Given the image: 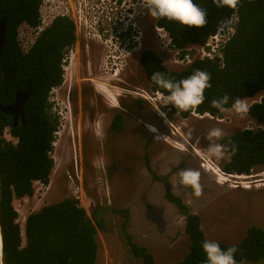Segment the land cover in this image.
Returning <instances> with one entry per match:
<instances>
[{
	"label": "trees",
	"instance_id": "obj_1",
	"mask_svg": "<svg viewBox=\"0 0 264 264\" xmlns=\"http://www.w3.org/2000/svg\"><path fill=\"white\" fill-rule=\"evenodd\" d=\"M42 0H0V18L6 19L5 45L0 56V101L14 102L18 92H29L25 124L0 111V231L3 264H95L98 230L104 228L96 210L92 218L78 199L68 197L27 216L24 237L18 223L15 199L34 195L35 183L47 186L54 169L52 152L59 121L52 114L50 93L64 81L63 61L76 42L72 20L58 17L25 52L19 41L23 24H40ZM156 26L171 39L179 59L192 46H204L221 22L237 16L235 33L221 57L195 59L180 71L169 69L151 50L139 62L154 91L175 101L170 113L188 119L195 112L222 118L245 99L264 95V0H157L153 7ZM248 114L262 128L244 129L220 138L229 156L222 166L228 174L251 175L264 168V97L248 107ZM8 130L13 142L4 137ZM166 198L185 217L190 246L184 258L164 264H259L264 262V228L251 226L237 244L207 240L201 218L191 211L164 180ZM123 216L124 244L142 264L157 263L153 254L135 243L127 231L129 210L110 209ZM24 240V242H23Z\"/></svg>",
	"mask_w": 264,
	"mask_h": 264
},
{
	"label": "rangeland",
	"instance_id": "obj_2",
	"mask_svg": "<svg viewBox=\"0 0 264 264\" xmlns=\"http://www.w3.org/2000/svg\"><path fill=\"white\" fill-rule=\"evenodd\" d=\"M137 1L139 0L134 1L136 3L135 14L133 17H126L123 24V27L127 29L132 28L134 23L138 27H133L137 28V32H139L138 43L134 47L131 45L128 48L122 44L113 34L116 29L115 25L111 24V20H114L118 14L121 13L123 17L133 13L129 9L131 8L130 3H125L123 9L119 8L120 13L113 12L114 10L110 11L108 21L100 25L102 33L99 37L89 34L82 27L76 28V42L65 60L64 81L61 86L52 89L50 93L51 111L59 121L52 152L54 169L50 176V182L47 186L36 183L32 197L13 201V206L18 212V223L24 240L27 216L39 211L44 206L60 202L65 198H77L86 209L89 218H92V213L96 210H103L101 217L105 226L102 230H98L96 237L99 251L95 264H142L140 259L131 256L129 249L124 244L120 228L124 220L123 216L111 212L110 209L127 208L129 210L127 226L129 235L135 243L146 246L157 263L164 264L182 260L190 246L189 237L185 232V217L175 206L165 200L162 184H158L145 170L143 161L145 146L140 143L137 146L138 142L131 131L123 136H117L115 141V144L121 149L126 148L125 144L131 146L141 158V161L133 162L140 174V179L135 184L138 186V191L133 194L135 185L129 181L131 178L127 176L129 178L127 180L125 175L118 172L117 161L108 160L107 168L102 169L105 161L104 157L100 156V147L93 150L92 139H90L92 146L88 145L85 148L84 144L81 147V139L76 135V128L81 126L78 124L80 115L88 111L90 106H94V99L100 105V98H97L93 93L88 96V102H85L82 93L79 94L81 91L77 90L79 96L76 101V115H74L75 105L72 100L67 98L68 87L73 89L74 84L78 83L79 86L84 85L89 89L90 79H96V84L100 88L102 87L100 82L103 81L101 78H105L103 83L107 86L106 90L110 91L108 97L109 95L113 97L119 93L123 94L131 87L138 93L145 94L146 92L148 95H154L155 92L147 81L139 62L143 50H151L156 53L171 70L180 71L189 65L187 62L179 61L177 52L168 43V38L164 37L163 32L156 28L153 8H145L141 4V0L138 4ZM111 30H113L112 33ZM107 31H109L108 34ZM19 32L20 39L29 38L31 40L26 27L21 26ZM192 49L194 57L197 52L194 48ZM96 70L105 75L97 77L93 73H97ZM262 97H264L263 93L254 98L243 100L234 108L226 111L222 118H211L210 115L206 117L191 115L189 119L184 120L172 116L169 107H165L167 103H170L171 106L174 102L173 99L170 102L164 99L162 101L151 100L158 110L166 114L168 121L166 126L174 132L167 138L170 142L169 147L156 146V152L152 158L153 169H158V172L165 175L166 171H169L167 167L163 168L167 160L175 158L174 160L182 161L186 155L179 152L181 155L178 154L175 157L178 152L176 148L179 147V144L186 146L187 140L194 144V150L198 151V156L209 159L207 163L215 171L223 172L222 166L229 160V156L219 146L220 138L233 135L244 129H261V124L249 116L248 107L255 102H260ZM69 106L72 108V114L69 110H65L66 107L70 108ZM87 124H89L88 120L82 123V130L86 128ZM183 130L186 132L184 133ZM177 132H182L186 140L182 141ZM71 133L76 135V139L69 136ZM4 137L16 142L8 130L5 131ZM82 149L84 160L81 155ZM170 149L174 153V157H170L168 153L164 152V150ZM193 154L195 153L193 152ZM198 156L195 157L197 164L200 162ZM118 160L120 162L127 161L121 157H118ZM162 170H166V173ZM221 172L218 173L219 175H214L213 172H206L202 169L200 175L196 174L198 177H194L195 184L193 182L192 187L184 185V174L180 171L173 174L171 181L175 187L174 192L182 197L193 213L200 216L207 240L237 244L246 236L247 230L251 226L264 228V168L252 171L251 175H247L249 177L246 178L224 179L227 181L224 183L221 182L223 177ZM150 179L151 183L147 182ZM233 185H238V187H233ZM243 185H251L250 190H243L241 188ZM118 188L121 194L117 192ZM148 191L149 204L144 201L145 193ZM198 197L200 199H196ZM259 264H264V262Z\"/></svg>",
	"mask_w": 264,
	"mask_h": 264
},
{
	"label": "flooded vegetation",
	"instance_id": "obj_3",
	"mask_svg": "<svg viewBox=\"0 0 264 264\" xmlns=\"http://www.w3.org/2000/svg\"><path fill=\"white\" fill-rule=\"evenodd\" d=\"M133 25H134L133 27H137L135 23ZM133 27L128 28L119 37L120 38L119 40L122 42V44H124L128 48L131 45L134 47L138 43V37H137V35L139 34V32H137L138 27L137 28H133ZM93 73L97 77L104 76L99 71H97V73L96 72H93ZM98 79L100 81V78ZM96 82H97L96 79H90V83L88 82L89 83L88 85L90 87L89 89L86 88L83 84H82L83 86L81 87V85L79 86L78 83L76 84L74 82L75 84H74L73 89L68 87L67 98L68 100H72L73 104L75 105L74 115L77 114L76 101L78 99L79 94L82 93V97H83V100L85 99V102H88V96H90L93 93L96 95L97 98H100V105H98L97 100L94 99L95 100L94 106L93 107L90 106V109H88V111H85L80 115L79 120L81 123L79 122L78 124H80L81 126L80 127L78 126L75 131H76V135L80 137L81 139V143H82L81 147H83L84 144H85V148H87L88 145L92 146L90 139H92L93 141V146H92L93 150H97V148L100 147V151H99L101 154L100 156L102 158L104 157L103 159L105 161V164L103 165L102 169L107 168L108 160L110 161L116 160L117 161L116 166H117L118 172L120 174L125 175L127 180L131 178V180L129 181L132 182V184L135 185L138 183V179H140V174L138 172L139 169L133 163L134 161L136 163L141 161V158L138 152H135L134 148H132L131 146L125 143H124L126 146L125 149H121L115 144L117 136H120V135L123 136L127 134L129 131H131V133L136 137V140L138 142L137 146H139V143L145 146L146 149L143 155L145 170H147L150 177L153 178L155 181H157L158 184L160 185L162 184L164 198L167 202L169 201L166 198L164 180H169L170 183L172 184L171 177L176 171H180L184 174L183 176L184 185H188L190 187H192V185L195 184L194 177L196 176V174L200 175V172L202 169L206 172L211 171L214 173V175H219L218 174L219 172L215 171L213 167L207 163L208 162L207 160L209 159H205L202 156H198L199 153L197 150L196 151L194 150V146H193L194 144L191 143L190 141H187L184 135H182V132L181 133L177 132V133H178V136L182 138V141L186 140L185 142L186 146H181V144H179L178 145L179 147L176 148L178 152H176L175 157H177L178 154L186 155V157L183 158L182 161L177 160V159L174 160L175 158L173 160H170V159L169 161L167 160L163 168L167 167L169 171L165 170L167 172L166 173L164 170H162L166 173L165 175H162L161 172H158L157 171L158 169L154 170L152 158H153L154 152H156V149H155L156 146L157 147H164V146L167 147L170 144L167 138H169L174 133L172 130L171 131L169 130L168 126H166L167 125L166 123L168 122L166 119V114L158 110V108H156L153 105L154 102H151V99L148 98L146 92L145 94L142 92L138 93V91L132 90L133 88L131 87L130 90H127V92H124L123 94L119 93L113 97L111 95H109L108 97V95L107 96L105 95L106 94L105 92L101 91L100 88H98ZM104 84L105 83H103L102 81L100 86ZM77 90H80L81 92H79L78 94ZM104 90H106V88H104ZM69 107L70 108L66 107L65 110H69V112L72 114V108L71 106ZM153 107L156 110L152 109ZM165 107H168V106L165 105ZM53 115L58 120L57 116L54 113ZM191 115H193V113H191ZM87 120L89 124H87V126H85L86 128L82 130V123L86 122ZM95 124L97 125L95 126ZM183 131L184 133L186 132V130H183ZM76 135L73 133L69 134L71 138H75V139H76ZM87 141H88V144H87ZM191 150L195 154H193ZM81 151H82L81 155L83 158V149ZM164 152L168 153V156L170 155V157L171 156L174 157V153L171 151V149L164 150ZM84 155L86 156L85 153ZM197 156L200 159V162H198V164H197V161L195 160V157ZM118 157H121L122 159H125L127 161L120 162L118 160ZM86 158L88 160V156ZM140 171H141V168H140ZM127 176L129 178H127ZM147 182L151 183V179L147 180ZM172 187H173V184H172ZM247 190H250V189H247ZM136 191H138L137 185H135L133 194H135ZM149 191L146 192L144 196V201L148 204H149V201L147 199V195ZM173 191H174V187H173ZM117 192L120 193L119 188L117 189ZM196 199H200V197ZM117 200H118V197H117ZM172 205L175 206L174 204Z\"/></svg>",
	"mask_w": 264,
	"mask_h": 264
},
{
	"label": "built area",
	"instance_id": "obj_4",
	"mask_svg": "<svg viewBox=\"0 0 264 264\" xmlns=\"http://www.w3.org/2000/svg\"><path fill=\"white\" fill-rule=\"evenodd\" d=\"M135 0H42L41 5L39 7V20L40 24L36 28H31L26 24L22 26L26 27L29 31L31 36V40L28 38L26 40L20 39V32H19V41L21 46L25 52H27L32 45L36 42L38 36L45 31L53 21L58 17H67L74 23L75 31L76 28H84L88 31L89 34H95L96 36H100L102 30L100 25L108 21V16L110 15V11L112 12H119V8L123 9L125 7V3H130L131 8L130 11H133L132 14L128 16H123L118 14L114 20H111V24L115 25L116 32L115 36L119 40L120 35L124 33L127 28L123 27L122 24L126 17H133L136 11V3ZM140 1V0H139ZM137 1V4L139 3ZM141 4L145 8H153L154 4L157 0H141ZM237 22V16L233 15L230 19H226L220 23L217 28L216 33L211 36L204 46H193L196 50L195 56L186 55L185 58L179 59L181 63L187 62V64H191L195 59H214L216 56L221 57L222 49L225 44L230 40V38L235 33V25ZM21 28V27H20ZM159 31L163 32V36L168 38V43L171 45V39L169 38L168 34L160 28H157ZM20 31V29H19ZM106 31V30H105ZM113 30H111V33ZM107 34L109 31L106 32ZM190 49L191 52L193 49ZM72 49V48H71ZM68 51V53L71 51ZM178 54V52H177ZM67 56V55H66ZM66 57L63 61V71L65 65ZM154 91V90H153ZM154 95H148V98L156 101L164 99L168 102L172 100V98L164 96L158 91H154ZM169 107L170 110V103L165 104ZM172 105V104H171ZM193 115L201 116L193 112ZM208 115V114H207ZM209 116V115H208ZM213 118L212 116H210ZM219 172H221L219 170ZM223 177L221 178V182H227L225 180H231V178L235 177L237 180L239 178H246L249 177L247 175H237V174H228L225 172H221ZM225 179V180H224ZM38 183V182H37ZM36 184V183H35ZM233 187H238V185H233ZM242 189L247 190L251 188V185H243L241 186ZM77 199V198H76Z\"/></svg>",
	"mask_w": 264,
	"mask_h": 264
},
{
	"label": "water",
	"instance_id": "obj_5",
	"mask_svg": "<svg viewBox=\"0 0 264 264\" xmlns=\"http://www.w3.org/2000/svg\"><path fill=\"white\" fill-rule=\"evenodd\" d=\"M5 31H6V19L0 18V56L5 45ZM29 92H18L15 95L14 102L9 105H2L0 101V111L5 115L13 118V125L17 126L20 121L25 124V105L29 99ZM0 264H3V243L2 235L0 231Z\"/></svg>",
	"mask_w": 264,
	"mask_h": 264
},
{
	"label": "bare ground",
	"instance_id": "obj_6",
	"mask_svg": "<svg viewBox=\"0 0 264 264\" xmlns=\"http://www.w3.org/2000/svg\"><path fill=\"white\" fill-rule=\"evenodd\" d=\"M104 61H105V60H104ZM101 64H102V63H101ZM103 65H104V64H103ZM101 69H102V68H101ZM103 69H104V68H103ZM101 71H102V70H101ZM103 71H104V70H103ZM101 74L105 75L104 73H101ZM106 76H107V75H106ZM109 76H110V75H109ZM101 80H103V82H104L105 78H101ZM106 80H107V79H106ZM107 81H109V80H107ZM100 83H101V82H100ZM102 86H103V85H102ZM103 87L105 88V87H107V86L104 85ZM103 87H100V90L103 91V92H105V93H106V94H105L106 96H107L108 94H110V91H109V90H104ZM112 89H113V88H112ZM255 101H256V100H255ZM206 116H208V115H205V117H206ZM210 168H211V167H210Z\"/></svg>",
	"mask_w": 264,
	"mask_h": 264
},
{
	"label": "clouds",
	"instance_id": "obj_7",
	"mask_svg": "<svg viewBox=\"0 0 264 264\" xmlns=\"http://www.w3.org/2000/svg\"><path fill=\"white\" fill-rule=\"evenodd\" d=\"M151 8V7H150ZM156 28H158L157 26H156ZM172 47V46H171ZM193 47V46H192ZM193 51V50H192ZM194 54V53H193ZM193 56V55H192ZM174 100V99H173ZM175 101V100H174ZM205 115H207V114H205ZM205 115H203V116H205ZM244 190V189H243Z\"/></svg>",
	"mask_w": 264,
	"mask_h": 264
},
{
	"label": "crops",
	"instance_id": "obj_8",
	"mask_svg": "<svg viewBox=\"0 0 264 264\" xmlns=\"http://www.w3.org/2000/svg\"><path fill=\"white\" fill-rule=\"evenodd\" d=\"M229 161V160H228ZM172 184H173V182H172ZM173 187H174V184H173ZM174 189H175V187H174ZM146 247V246H145Z\"/></svg>",
	"mask_w": 264,
	"mask_h": 264
}]
</instances>
